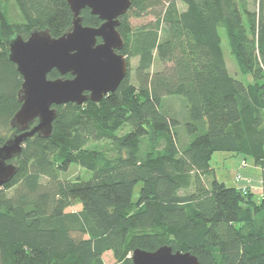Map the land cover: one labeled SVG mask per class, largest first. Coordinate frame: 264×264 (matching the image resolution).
<instances>
[{"label":"trees","instance_id":"trees-1","mask_svg":"<svg viewBox=\"0 0 264 264\" xmlns=\"http://www.w3.org/2000/svg\"><path fill=\"white\" fill-rule=\"evenodd\" d=\"M9 3L21 24L6 19ZM81 18L103 23L89 9ZM72 25L66 0H0V147L19 133L13 120L23 104L11 40L35 30L60 38ZM221 28L251 82L230 75ZM117 30L129 73L116 92L55 107L52 135L28 139L11 161L17 173L0 188V264H105L107 253L133 264L135 250L163 246L199 264H264V0L257 11L248 0H132ZM215 152L253 159L260 201L250 187L217 179ZM73 165L92 178L68 180Z\"/></svg>","mask_w":264,"mask_h":264},{"label":"water","instance_id":"water-1","mask_svg":"<svg viewBox=\"0 0 264 264\" xmlns=\"http://www.w3.org/2000/svg\"><path fill=\"white\" fill-rule=\"evenodd\" d=\"M66 2L73 25L62 37L35 30L27 40L21 36L11 40L10 60L23 79V104L13 120L19 133L0 147V188L15 177L17 166L11 161L21 154L25 142L37 134L45 138L52 135L55 107L70 103L82 106L88 100L100 103L116 92L129 73L127 58L119 53L124 41L117 28L132 0ZM85 9L99 17L103 22L100 27L83 25L81 13ZM54 70L61 77L50 80L48 76ZM68 75L71 78H66ZM131 259L133 264H199L195 255L174 252L169 246L155 252L137 249Z\"/></svg>","mask_w":264,"mask_h":264},{"label":"rangeland","instance_id":"rangeland-1","mask_svg":"<svg viewBox=\"0 0 264 264\" xmlns=\"http://www.w3.org/2000/svg\"><path fill=\"white\" fill-rule=\"evenodd\" d=\"M249 1V9L251 11H257L259 8L260 0H248ZM5 16L6 19L11 24H21L23 19L21 14L14 3L5 4ZM179 8L182 9L181 3H179ZM154 21V17L152 15L141 18V19H132L131 23L134 28L143 27L148 25L149 23ZM219 34L222 39V48L224 53V58L229 70L230 75L243 83L247 84L251 82L250 76H244L240 73L236 60L231 53L228 38L226 35V31L221 28L219 29ZM138 59L130 60V72L132 79L134 81V70L137 66ZM161 69V66L156 62L153 71L156 72ZM34 126V125H32ZM130 131V127L125 128L124 132ZM211 166L215 170L217 179L219 181H224L228 185H234L236 187H240L241 185H249L252 187V191L254 194V199L256 201L260 200V193L262 189V172L261 169L256 167L254 161L251 157L244 156L243 154H235L230 152H215L211 158ZM238 175H241V180H238ZM93 173L87 171L79 166L73 165L69 169L66 177L68 180L76 181L77 179L81 181H88L92 178ZM142 184L140 183L136 188V195L139 192ZM80 209L79 206L70 209L69 211H78ZM105 264H115V260L111 253H107L104 256Z\"/></svg>","mask_w":264,"mask_h":264},{"label":"crops","instance_id":"crops-1","mask_svg":"<svg viewBox=\"0 0 264 264\" xmlns=\"http://www.w3.org/2000/svg\"><path fill=\"white\" fill-rule=\"evenodd\" d=\"M223 183H225L227 186H230V187H236V186H234V185H228L226 182H224L223 181ZM244 187H250V189H251V191H252V187L251 186H249V185H241L240 187H236V188H244ZM261 191V193H260V199L262 198V192H263V188L260 190ZM253 192V191H252ZM260 201V200H259Z\"/></svg>","mask_w":264,"mask_h":264},{"label":"built area","instance_id":"built-area-1","mask_svg":"<svg viewBox=\"0 0 264 264\" xmlns=\"http://www.w3.org/2000/svg\"><path fill=\"white\" fill-rule=\"evenodd\" d=\"M241 175H238V180H241ZM242 190H243V192H246L247 191V187H244V188H242Z\"/></svg>","mask_w":264,"mask_h":264},{"label":"flooded vegetation","instance_id":"flooded-vegetation-1","mask_svg":"<svg viewBox=\"0 0 264 264\" xmlns=\"http://www.w3.org/2000/svg\"><path fill=\"white\" fill-rule=\"evenodd\" d=\"M98 43H101V40H99Z\"/></svg>","mask_w":264,"mask_h":264}]
</instances>
